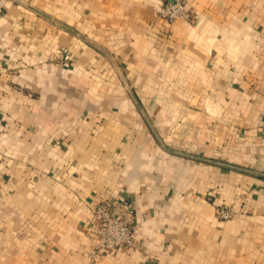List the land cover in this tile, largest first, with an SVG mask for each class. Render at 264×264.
Instances as JSON below:
<instances>
[{
	"label": "crops",
	"instance_id": "obj_1",
	"mask_svg": "<svg viewBox=\"0 0 264 264\" xmlns=\"http://www.w3.org/2000/svg\"><path fill=\"white\" fill-rule=\"evenodd\" d=\"M164 1L0 0V264H264V0Z\"/></svg>",
	"mask_w": 264,
	"mask_h": 264
},
{
	"label": "built area",
	"instance_id": "obj_2",
	"mask_svg": "<svg viewBox=\"0 0 264 264\" xmlns=\"http://www.w3.org/2000/svg\"><path fill=\"white\" fill-rule=\"evenodd\" d=\"M193 10L185 6L182 0H166L155 9V16L159 20L173 21L175 19H191ZM128 212L121 203H114L108 200L102 201L93 208V217H97V223H93L95 245L90 253V263L94 255L111 252L114 249L125 248L136 245L131 228L123 219ZM115 213V214H113ZM217 217L229 219L234 215L231 207H220L217 210Z\"/></svg>",
	"mask_w": 264,
	"mask_h": 264
},
{
	"label": "rangeland",
	"instance_id": "obj_3",
	"mask_svg": "<svg viewBox=\"0 0 264 264\" xmlns=\"http://www.w3.org/2000/svg\"><path fill=\"white\" fill-rule=\"evenodd\" d=\"M154 15H155V9H154ZM155 17V19L156 20H159V19H157L156 18V16H154ZM57 55L55 56H53L52 57V59H54V60H58V59H68V57H69V55H68V51H65L64 49H60V51H58L57 53H56ZM49 58H51V57H49ZM102 201H106V198H100V199H98L97 201H95L90 207H89V223H90V229H91V233H92V236H93V247L91 248V250L90 251H88V253H87V255H88V258L90 257V253L93 251V249H94V245H95V236H94V230H93V223L94 222H96L97 223V220H98V218L97 217H93V208L95 207V206H97V205H99ZM109 201V200H108ZM111 202V201H110ZM124 206V205H123ZM125 207V209H127L128 210V212H127V214L126 215H124L123 216V219H124V221L126 222V224H128L129 225V227L131 228V232H132V235H133V227H132V221H131V217H132V213H133V210L131 209V208H128V207H126V206H124ZM113 214H115V213H113ZM217 214V213H216ZM220 219V218H219ZM220 220H226V219H220ZM133 237H134V235H133ZM134 239L136 240V245H134V246H129V247H123V248H118V249H114V250H112L111 252H106V253H113V252H115V251H123V250H127V249H129V248H134V247H140V244L138 243V241H137V239L134 237ZM103 254H105V253H101L99 256L97 255H94L93 256V258H95L94 260H91L92 261V263H90V258H89V263L90 264H93V263H95L98 259H99V257L101 256V255H103Z\"/></svg>",
	"mask_w": 264,
	"mask_h": 264
}]
</instances>
